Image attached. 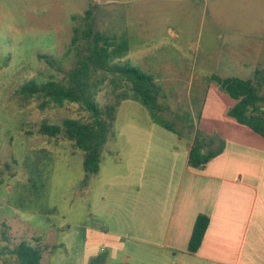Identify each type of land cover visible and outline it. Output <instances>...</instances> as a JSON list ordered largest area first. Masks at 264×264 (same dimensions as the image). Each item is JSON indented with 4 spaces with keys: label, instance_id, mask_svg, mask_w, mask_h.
<instances>
[{
    "label": "rangeland",
    "instance_id": "374dc122",
    "mask_svg": "<svg viewBox=\"0 0 264 264\" xmlns=\"http://www.w3.org/2000/svg\"><path fill=\"white\" fill-rule=\"evenodd\" d=\"M166 3L0 0V264L18 263L8 252L21 242L40 249V264H125L113 235L104 230L105 222H100L103 215L100 203L94 199V185L122 172L123 164L116 167L113 156L118 149L123 152L130 146L131 137H152L169 146L171 140L177 141L179 133L182 140L176 147L181 153L188 133L178 132L175 126L177 133L150 123L152 112L163 121L160 111H151L128 97L116 109L98 173L86 175L83 151L63 137L40 134L39 128L43 122L62 125L67 119L87 121L88 111L74 103L42 107V98L27 99L17 90L30 80L44 83L51 77L58 81L66 77L75 65L73 52L64 55L71 42L73 18L83 17L94 5L92 19L96 30L104 29V10L111 14L104 16L105 22L111 24L107 26L108 33L117 27L121 34L132 30L141 36L147 31H138L140 26H157L153 27L157 31H150L154 37L150 41L144 36L129 41L136 45L131 48L134 53L115 63L153 76L161 89L159 105H174L177 111L173 115L189 114L191 105L194 113L205 86L216 73L220 35L241 33L264 39V31L254 29L264 19V0H188L172 16L165 14ZM167 22L182 24L185 45L178 49L161 46V30ZM40 55L55 62L48 63ZM258 68L264 76V51ZM106 84L100 85L95 97L102 107L110 101ZM261 94L264 96V84ZM170 120L164 116V121L171 124ZM70 229L73 231L66 238ZM65 245L69 246L67 251Z\"/></svg>",
    "mask_w": 264,
    "mask_h": 264
},
{
    "label": "crops",
    "instance_id": "0c3cea01",
    "mask_svg": "<svg viewBox=\"0 0 264 264\" xmlns=\"http://www.w3.org/2000/svg\"><path fill=\"white\" fill-rule=\"evenodd\" d=\"M166 1L165 14L170 16L188 2ZM103 12L101 31L107 32L111 24L104 16L111 14ZM181 26L171 22L162 26V47L178 49L186 44ZM149 27L140 26L138 31H147L141 36L132 30L121 34L117 27L109 34L128 43L143 36L151 40L150 31H157L153 29L157 26ZM254 29L264 31V19ZM220 38L216 73L199 97L197 111L193 113L191 105L189 114L173 115L177 111L174 105L161 106L163 121L168 116L172 123L164 122L188 133L182 152L176 147L182 140L179 133L178 142L171 140L169 146L152 137H131L130 146L123 152L118 149L113 156L116 167L123 164L122 172L94 185V199L103 215L100 222H105L104 230L113 235L125 264H264V138L228 115L235 101L213 80L214 76L252 79L264 51V39L241 33H224ZM129 45L127 56L136 46ZM189 94L192 96L191 88ZM150 123L155 124L151 117ZM196 142L201 157L213 156L194 166L189 158ZM199 215L207 216L209 225L200 247L189 252Z\"/></svg>",
    "mask_w": 264,
    "mask_h": 264
},
{
    "label": "trees",
    "instance_id": "16d2710c",
    "mask_svg": "<svg viewBox=\"0 0 264 264\" xmlns=\"http://www.w3.org/2000/svg\"><path fill=\"white\" fill-rule=\"evenodd\" d=\"M94 7L90 6L83 17L73 18L71 42L64 55L73 52L75 65L66 77L60 81L51 77L44 83L30 80L17 90L18 95L27 99L42 98V107L74 103L88 111L87 121L67 119L62 125L43 122L39 128L40 134L63 137L71 141L75 149L83 151V171L86 175L98 173L103 147L112 134L116 109L122 100L132 97L151 111L161 110L158 102L161 89L156 79L138 68L115 63L128 53L130 45L126 40L95 29L92 19ZM76 21L82 24H76ZM40 57L48 63L55 62L45 55ZM213 80L235 101L228 115L264 138L262 71L257 68L254 77L248 80L217 76ZM104 83L108 85L110 101L102 107L95 97ZM151 119L161 127L174 131L166 122L157 120L153 112ZM198 145L196 142L190 152L189 160L194 166L207 162L213 156L201 157ZM208 225L207 216L199 215L196 218L189 240V252H196L200 247ZM8 253L16 257L17 264H40L41 261L40 249L26 242L19 243Z\"/></svg>",
    "mask_w": 264,
    "mask_h": 264
}]
</instances>
